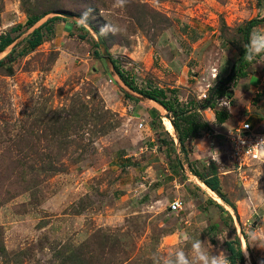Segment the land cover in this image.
I'll return each mask as SVG.
<instances>
[{
	"label": "rangeland",
	"instance_id": "rangeland-1",
	"mask_svg": "<svg viewBox=\"0 0 264 264\" xmlns=\"http://www.w3.org/2000/svg\"><path fill=\"white\" fill-rule=\"evenodd\" d=\"M125 1L155 16L139 26ZM37 5L61 14L26 29L25 9ZM52 17L61 19L22 55L20 43ZM5 34L18 38L0 53L2 61L15 50L0 67V264H211L228 259L225 244L236 237L242 264H264V162L239 171L224 149L217 162L194 157L188 140L176 151L164 125L175 117L127 97L107 62L140 88L152 83L191 103L198 121L211 116L199 105L217 88L230 127L263 117L264 0H0ZM187 164L205 177L218 166L235 212L218 208ZM174 199L184 203L179 213L169 211Z\"/></svg>",
	"mask_w": 264,
	"mask_h": 264
},
{
	"label": "trees",
	"instance_id": "trees-1",
	"mask_svg": "<svg viewBox=\"0 0 264 264\" xmlns=\"http://www.w3.org/2000/svg\"><path fill=\"white\" fill-rule=\"evenodd\" d=\"M51 1V0H49ZM24 3V1H22ZM49 6V5H48ZM126 9L127 12H129L131 18L135 21L136 24H138L139 26H143L144 24L147 23L148 17L151 13V16L154 17L155 16V12H153L151 10V8H149L147 6L146 3H137V2H131V1H125L124 5H123ZM55 9L53 7H48V8H43L42 5H37L36 7H27L25 9V13L27 15L26 18V22H25V27L26 29L31 28L37 21H39L42 17L46 16L47 14L54 12ZM81 18H83L84 21H86L95 31L99 32V30L97 29V27H95L87 17L83 16V15H78ZM60 17H54L52 19H49L47 22H45L44 24H42L40 27H38L37 29H35L30 35H28V37L25 39L24 42L20 43L19 46H22L23 44H25V48L21 51V54L24 55L26 53H30L32 51H34L37 47H39L42 42H43V38L44 35L42 33V30L48 25V23L60 20ZM160 20L164 21V18H161ZM253 26V25H251ZM21 25H18L16 27H14L11 30V33H15V32H19L21 30ZM83 30L84 27H82ZM100 33V32H99ZM17 37H13L10 34H5V35H0V52L3 51L5 48H7L9 45H11ZM15 53V50H13L9 55H7L4 60L0 61V67H2V65L4 64V62H11L13 59V55ZM111 63L112 66L116 72V74L118 75L119 79L123 82V84L128 87L130 90L152 100L157 102L158 104H160L161 106H163L169 113H171V115L173 117H175L174 122V127L176 129L177 132V136H178V140H179V148H180V152L182 154L185 153V143L188 140H192V139H196L200 136V133H202L203 131L208 129V125L205 121H198L196 119V112L195 111H189L188 108L194 109V107H192V104L189 103V106H183V105H179L178 100L177 99H173V98H168L167 96V91L163 88H160L158 86H155L152 83H147L145 85V87H138L134 81V79L125 71H123L120 66L118 61H116L115 59H111ZM8 72H12V70L10 68H7ZM221 89H216L214 91V95L213 98L211 100H208V98H205L204 102H202V104H200V106H204V104H206L208 102V107L210 109L215 110V114H216V118L218 122H223V120L225 119V117H223L220 113V111H217V107H216V97L220 96L221 93ZM126 96V95H125ZM128 97V96H127ZM217 97V98H218ZM177 105V106H176ZM81 108L80 112L83 113V121L86 123L88 122L90 119L86 118V112L88 110H90V108L87 107V105L81 103ZM190 109V110H191ZM99 114V113H97ZM76 115H80L77 113H75ZM96 114H93V116H95ZM101 119V117L97 116V117H91L92 121H99ZM197 120V121H196ZM76 121V119L72 121H69V123L71 122L70 127H72V123H74ZM101 121V120H100ZM99 121V122H100ZM183 123V125L181 124ZM74 127H76L77 125L74 123L73 124ZM105 128L100 129L98 131H103ZM59 132V131H57ZM47 136L43 137V139H45ZM48 141H50L48 139ZM187 167L189 168L188 170L192 172V174L194 176H196L198 178V180H200L204 185H206L210 190H212L220 199H222V201L228 205L234 212H235V207L233 206V204H231L227 199L226 196L223 194L222 190H221V186H220V181L217 177V167L215 165H211L210 168V175L209 176H202L199 175L197 172L192 171L190 168V165L187 164ZM214 202V201H213ZM218 208H220L221 210L225 211V209L221 206L218 205ZM230 216V215H229ZM230 218L232 219V217L230 216ZM226 250L229 254L228 256V261L229 264H242L244 262V255L242 253V249L240 247V241L239 239L236 237L234 239V241H230L227 242L225 244Z\"/></svg>",
	"mask_w": 264,
	"mask_h": 264
},
{
	"label": "built area",
	"instance_id": "built-area-1",
	"mask_svg": "<svg viewBox=\"0 0 264 264\" xmlns=\"http://www.w3.org/2000/svg\"><path fill=\"white\" fill-rule=\"evenodd\" d=\"M224 106L228 104L225 102ZM139 127H143V124L140 123ZM209 134L221 137L226 145L228 159L236 170L248 168L256 162H264V132L258 131L248 120L223 131L210 130ZM183 206L182 200L174 199L169 204V211L179 213Z\"/></svg>",
	"mask_w": 264,
	"mask_h": 264
},
{
	"label": "crops",
	"instance_id": "crops-1",
	"mask_svg": "<svg viewBox=\"0 0 264 264\" xmlns=\"http://www.w3.org/2000/svg\"><path fill=\"white\" fill-rule=\"evenodd\" d=\"M124 94H126V93H124ZM133 100H136V99H133ZM195 108L196 107L194 106V109ZM200 108L203 109L204 111L209 110L212 113L211 116L209 115L204 120H202V121H205L208 125V129L206 130L207 132L205 135L199 136L196 139L189 140L188 143H189L191 150H193L194 157L195 156L197 157V155H200V156L207 155L210 158H212L213 161L217 162V160L219 159L220 153H222L221 150H223V149L226 150L225 149L226 145L224 144V141L221 139V137L214 136L212 134H209L208 132L210 130H221V131H223V130H225V128L230 127L231 115H230V112L227 111L226 109L216 108L217 111H220L221 115L223 117H225L223 122H218L217 118H216L215 110L210 109L208 107V102L206 104H204L203 107L200 106ZM194 109H193V111H194ZM256 117H252V119H250L249 122L253 125L252 122L259 119V122L256 125H260V126L263 125L264 124V118H263L264 115H263V117L256 115ZM250 118H251V116H250ZM175 132H176V129H175ZM174 135L176 136L177 133H174ZM176 144H178L177 139H176ZM176 151H178V152L180 151V148L178 145H177ZM177 163L179 166H181V162L179 161L178 158H177ZM216 165H217V163H216ZM217 169H218V166H217ZM217 177H218L219 181H221L220 173L217 174ZM194 178H195V180L198 179L196 176H194ZM197 181H200V180H197Z\"/></svg>",
	"mask_w": 264,
	"mask_h": 264
},
{
	"label": "water",
	"instance_id": "water-1",
	"mask_svg": "<svg viewBox=\"0 0 264 264\" xmlns=\"http://www.w3.org/2000/svg\"><path fill=\"white\" fill-rule=\"evenodd\" d=\"M55 14H61V13H59V12H54ZM50 14V13H49ZM49 14H47L46 16H48ZM46 16H44V17H42L39 21H37L31 28H29V29H32V28H34V26L38 23V22H40L43 18H45ZM53 18V17H52ZM84 21V20H83ZM47 22V21H46ZM45 23V22H44ZM44 23H42V24H44ZM84 23V25L86 26V28L88 29V30H90L91 32H92V34L96 37V39H97V41H98V44L101 46V47H103V44L101 43V41H100V37L98 38V34H97V32L86 22V21H84L83 22ZM41 24V25H42ZM41 25H39L38 27H40ZM38 27H36L35 29H37ZM35 29H33L28 35H30ZM28 37V36H27ZM15 42V41H14ZM13 42V43H14ZM12 43V44H13ZM11 44V45H12ZM11 45H9L7 48H5L3 51H1L2 53L3 52H5V50H7ZM0 52V53H1ZM107 62H108V64H110V67H111V69H109V72H110V74H111V76H112V78L114 79V82L118 85V87L121 89V90H123L129 97H131V98H133V99H136V100H140V101H144V102H148V103H152L153 105H154V108H156V110H162V111H164V112H168L163 106H161L160 104H158L157 102H155V101H152V100H150V99H148V98H146V97H144V96H142V95H140V94H138V93H136V92H134V91H132V90H130L128 87H126L124 84H123V82L119 79V77H118V75L116 74V72H115V70H114V68H113V66H112V63H111V60H108L107 59ZM163 115V114H162ZM173 123V125H174V122H172ZM176 138H177V142H178V146H179V140H178V137L176 136ZM178 159H179V161L181 162V160H180V158L178 157Z\"/></svg>",
	"mask_w": 264,
	"mask_h": 264
},
{
	"label": "bare ground",
	"instance_id": "bare-ground-1",
	"mask_svg": "<svg viewBox=\"0 0 264 264\" xmlns=\"http://www.w3.org/2000/svg\"><path fill=\"white\" fill-rule=\"evenodd\" d=\"M164 125H165V127H166V130L169 132V133H171V134H173L174 135V133H176L175 132V128H174V125H173V123H172V121H170V120H164ZM195 183L199 186V187H201L205 192H207L208 193V195H210L217 203H219L220 205H222V206H224V208L226 207L227 208V206H225V203L222 201V199H220L212 190H210L206 185H204L202 182H200V181H197V180H195ZM244 255V254H243ZM249 263V262H248Z\"/></svg>",
	"mask_w": 264,
	"mask_h": 264
},
{
	"label": "clouds",
	"instance_id": "clouds-1",
	"mask_svg": "<svg viewBox=\"0 0 264 264\" xmlns=\"http://www.w3.org/2000/svg\"><path fill=\"white\" fill-rule=\"evenodd\" d=\"M253 239H255V235H253ZM197 247H199V245H197ZM211 264H229V261L226 257H220L212 259Z\"/></svg>",
	"mask_w": 264,
	"mask_h": 264
}]
</instances>
